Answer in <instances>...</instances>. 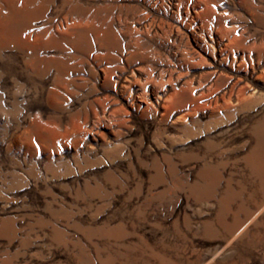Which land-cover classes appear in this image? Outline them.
Returning a JSON list of instances; mask_svg holds the SVG:
<instances>
[{"label": "rangeland", "instance_id": "rangeland-1", "mask_svg": "<svg viewBox=\"0 0 264 264\" xmlns=\"http://www.w3.org/2000/svg\"><path fill=\"white\" fill-rule=\"evenodd\" d=\"M0 264H264V0H0Z\"/></svg>", "mask_w": 264, "mask_h": 264}]
</instances>
